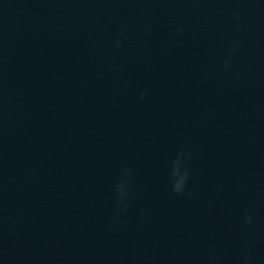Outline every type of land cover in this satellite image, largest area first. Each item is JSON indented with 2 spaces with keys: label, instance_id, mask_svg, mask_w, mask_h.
<instances>
[{
  "label": "water",
  "instance_id": "1",
  "mask_svg": "<svg viewBox=\"0 0 264 264\" xmlns=\"http://www.w3.org/2000/svg\"><path fill=\"white\" fill-rule=\"evenodd\" d=\"M0 264H264V0H0Z\"/></svg>",
  "mask_w": 264,
  "mask_h": 264
}]
</instances>
